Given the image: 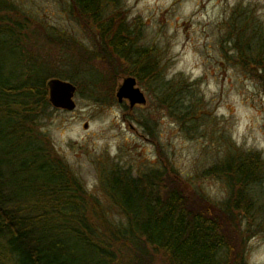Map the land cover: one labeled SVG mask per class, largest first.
I'll return each instance as SVG.
<instances>
[{
  "label": "trees",
  "instance_id": "trees-1",
  "mask_svg": "<svg viewBox=\"0 0 264 264\" xmlns=\"http://www.w3.org/2000/svg\"><path fill=\"white\" fill-rule=\"evenodd\" d=\"M87 1L72 0L70 15L98 48H82L62 32L55 56L29 42L25 23L3 15L8 5L0 0V264H158L157 257L164 264H246L244 244L255 234L250 225L242 228L249 217L239 212L248 203L244 191L262 178L259 154L228 144L208 170L228 187L221 208L201 191L199 174L182 178L163 155L135 177L118 167L101 171L115 221L42 132L52 78L74 83L79 94L86 86L88 97L99 100L105 83L113 97L115 83L130 76L179 124L192 123L200 110L199 99L186 100L193 84L182 75L165 81L155 50L136 45L124 18L111 17L106 1ZM256 34L248 39L241 28L226 55L253 77L264 73V33ZM244 204L248 214L250 203ZM233 218L239 223L231 226Z\"/></svg>",
  "mask_w": 264,
  "mask_h": 264
},
{
  "label": "rangeland",
  "instance_id": "rangeland-1",
  "mask_svg": "<svg viewBox=\"0 0 264 264\" xmlns=\"http://www.w3.org/2000/svg\"><path fill=\"white\" fill-rule=\"evenodd\" d=\"M2 1L8 5L3 15L25 23V33L34 39L29 42L34 41L42 55L54 52L56 56L62 49L56 37L62 32L82 48H98L88 28L70 15L72 0ZM103 1L111 17H123L136 31L138 47L155 50L165 81L182 75L193 84L186 100L199 99L200 110L192 123L179 124L157 109L146 86L138 84L146 104L130 109L126 101L119 104L115 98L122 78L115 83L113 97L106 89L110 83L104 84L99 100L89 98L83 86V94L76 92L73 98V111L51 107L42 132L115 221L119 216L101 190L100 172L118 167L129 169L135 177L138 170L158 165L161 155L182 178L199 174L201 191L221 208L229 198L228 187L208 170L226 154L228 144L244 154H259L264 163V73L255 78L245 74L226 56L232 55L235 34L241 28L248 39L264 33V0ZM261 177L244 191L248 203L241 206L250 203L249 213L242 207L239 212L249 217L242 218V228L250 225L249 231L255 234L244 244L246 264H264V169ZM238 223L233 218L230 225ZM155 259L164 264L161 258Z\"/></svg>",
  "mask_w": 264,
  "mask_h": 264
},
{
  "label": "water",
  "instance_id": "water-1",
  "mask_svg": "<svg viewBox=\"0 0 264 264\" xmlns=\"http://www.w3.org/2000/svg\"><path fill=\"white\" fill-rule=\"evenodd\" d=\"M48 90V101L53 109L73 111L75 109L74 96L76 87L68 81L52 78L46 83ZM115 98L119 104L123 101L128 103L130 109L136 106H144L146 98L141 89L137 86V82L133 77H125L118 85ZM87 128V125H84Z\"/></svg>",
  "mask_w": 264,
  "mask_h": 264
},
{
  "label": "flooded vegetation",
  "instance_id": "flooded-vegetation-1",
  "mask_svg": "<svg viewBox=\"0 0 264 264\" xmlns=\"http://www.w3.org/2000/svg\"><path fill=\"white\" fill-rule=\"evenodd\" d=\"M98 2H99V0H90V1H87V3H90V5L91 4H95V6L98 5ZM95 6H93V9L94 8L97 9Z\"/></svg>",
  "mask_w": 264,
  "mask_h": 264
},
{
  "label": "bare ground",
  "instance_id": "bare-ground-1",
  "mask_svg": "<svg viewBox=\"0 0 264 264\" xmlns=\"http://www.w3.org/2000/svg\"><path fill=\"white\" fill-rule=\"evenodd\" d=\"M76 87V86H75ZM76 91H77V89H76ZM51 106V105H50Z\"/></svg>",
  "mask_w": 264,
  "mask_h": 264
}]
</instances>
